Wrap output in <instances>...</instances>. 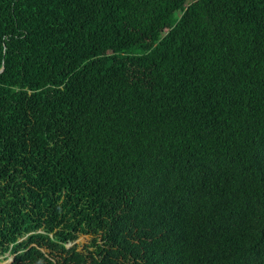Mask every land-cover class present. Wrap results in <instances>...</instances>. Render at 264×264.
Segmentation results:
<instances>
[{
  "label": "trees",
  "instance_id": "16d2710c",
  "mask_svg": "<svg viewBox=\"0 0 264 264\" xmlns=\"http://www.w3.org/2000/svg\"><path fill=\"white\" fill-rule=\"evenodd\" d=\"M6 253L264 264V0H0Z\"/></svg>",
  "mask_w": 264,
  "mask_h": 264
},
{
  "label": "rangeland",
  "instance_id": "374dc122",
  "mask_svg": "<svg viewBox=\"0 0 264 264\" xmlns=\"http://www.w3.org/2000/svg\"><path fill=\"white\" fill-rule=\"evenodd\" d=\"M93 237L91 235H80L79 238L71 243L67 244V247L70 248L74 245L78 246L79 250H83V248L86 245H89L92 243ZM13 261V256L9 253H6L5 255L0 256V264H10Z\"/></svg>",
  "mask_w": 264,
  "mask_h": 264
},
{
  "label": "water",
  "instance_id": "95a60500",
  "mask_svg": "<svg viewBox=\"0 0 264 264\" xmlns=\"http://www.w3.org/2000/svg\"><path fill=\"white\" fill-rule=\"evenodd\" d=\"M1 71H3V69H1Z\"/></svg>",
  "mask_w": 264,
  "mask_h": 264
}]
</instances>
